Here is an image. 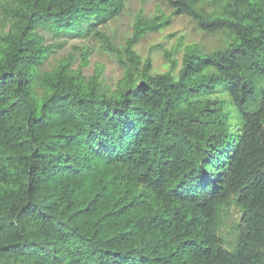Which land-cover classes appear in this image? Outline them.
Returning <instances> with one entry per match:
<instances>
[{"label": "trees", "instance_id": "trees-1", "mask_svg": "<svg viewBox=\"0 0 264 264\" xmlns=\"http://www.w3.org/2000/svg\"><path fill=\"white\" fill-rule=\"evenodd\" d=\"M124 2L0 3V264H264V0H166L225 34L185 47L177 72L132 52L114 86L69 59L40 70L38 29L99 35Z\"/></svg>", "mask_w": 264, "mask_h": 264}, {"label": "rangeland", "instance_id": "rangeland-1", "mask_svg": "<svg viewBox=\"0 0 264 264\" xmlns=\"http://www.w3.org/2000/svg\"><path fill=\"white\" fill-rule=\"evenodd\" d=\"M172 11L166 0H125L117 15L96 28L99 35L89 32L74 37L53 36L38 29L44 34V43L53 44L40 70L52 68L61 59H69L71 68L80 70L86 78L99 72L103 84L114 86L123 77L126 68L133 67L129 58L131 52L139 71L150 63V73L155 74L170 69L177 72L185 47L197 46L204 52L223 47L224 33L205 32L188 16L175 15ZM165 20H169L168 23L158 29L146 30L134 38L138 27L148 26L151 22L161 24ZM0 22H5L7 30L8 24L1 7ZM240 214V209L234 205L221 214L219 236L228 249L235 243Z\"/></svg>", "mask_w": 264, "mask_h": 264}]
</instances>
